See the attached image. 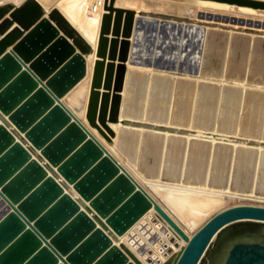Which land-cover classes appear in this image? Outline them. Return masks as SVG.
I'll list each match as a JSON object with an SVG mask.
<instances>
[{
    "label": "water",
    "instance_id": "water-1",
    "mask_svg": "<svg viewBox=\"0 0 264 264\" xmlns=\"http://www.w3.org/2000/svg\"><path fill=\"white\" fill-rule=\"evenodd\" d=\"M138 13L103 0L93 47L56 6L0 2V264H140L118 236L151 205L185 240L163 264L216 235L206 264H264V205L238 201L264 198V33ZM125 166L181 223L169 185L224 195L188 237Z\"/></svg>",
    "mask_w": 264,
    "mask_h": 264
},
{
    "label": "bare ground",
    "instance_id": "bare-ground-1",
    "mask_svg": "<svg viewBox=\"0 0 264 264\" xmlns=\"http://www.w3.org/2000/svg\"><path fill=\"white\" fill-rule=\"evenodd\" d=\"M12 1H17V0H12ZM43 1L45 4H51V2L53 1H58V0H41ZM87 1V0H85ZM83 2V5L81 6V4L79 5V9L77 11H71V9L69 8V4L67 3H62L59 2L58 4V8L59 10L65 15L66 13V18L83 34L84 37H86L87 40H89L90 42H92V46L94 47V39L96 37V32H97V25H98V18H99V14L101 12V8L98 11H93L90 12V10L88 9L89 7V3L87 4V2ZM128 0H114V5H126ZM202 1L199 5V8H197L198 10H195L197 13H195L194 16H192L190 13L189 15H170V14H165L160 12V10H155V9H147V7H140L137 8V10L135 11V16H138V12H143V13H147L146 16L150 17L148 15L150 14H157L159 16H164V18H168L165 19L167 21L170 22H175V23H179L181 25V28L183 26H200L202 28L207 27L208 24H214L215 26H227L229 28H236V29H240V30H249V33L251 35H253V31L255 32H262L264 33V16L258 14L259 9L252 7V6H248V5H239V4H232L226 1H219V0H199ZM39 2V1H38ZM89 2V1H88ZM55 5V4H54ZM68 5V7H66ZM52 6V4H51ZM130 7V6H129ZM135 8V7H134ZM261 9V8H260ZM135 10V9H134ZM174 12V11H173ZM150 13V14H149ZM179 19V20H177ZM157 20H160L157 18ZM231 30V29H230ZM180 45V43H179ZM93 56V53H91L89 55V57H85L86 60V64L88 65V68L90 67V61L91 58ZM87 69V66H86ZM90 71V70H88ZM89 76V72L87 73V71L85 70V73L82 77V79H87V77ZM197 80V79H196ZM86 87L87 84L85 86V91H86ZM73 89V87L71 88ZM70 89V90H71ZM86 96V94H85ZM66 103V102H65ZM84 103H85V97L82 99V104L80 106V108H84ZM79 108V109H80ZM84 114V111L82 113V115ZM81 115V114H80ZM119 123H117L118 125ZM166 125V124H164ZM260 140V139H259ZM148 182V181H146ZM158 184V183H156ZM172 186L173 188H175L176 190H179L180 192H178L177 194L173 195H169L168 196V200L170 205L174 206L173 208L175 210H178L179 212H181L184 216V218L188 219V220H192V225L193 223H200L203 221L204 218H201L200 214L204 211L209 210L210 208H212L213 206L216 205V200L214 197H210L207 195L202 194V191L200 192L199 190H187V189H183V186H178V188H176V185H169ZM199 187V186H198ZM196 188V189H200V190H206L204 189V185L200 186V188ZM188 188V187H187ZM190 189H194V188H190ZM209 191V190H208ZM214 193H217L215 191H211ZM224 194V193H223ZM234 196V195H232ZM241 197V196H238ZM246 197V196H244ZM248 197V196H247ZM254 198V197H253ZM258 198V197H256ZM264 199V198H261ZM239 201V200H238ZM5 201L4 199L0 196V208L2 206L5 205ZM263 205V204H262ZM162 206V205H160ZM151 207V206H150ZM149 207V208H150ZM149 208L147 210H149ZM164 209V208H163ZM146 210V211H147ZM145 211V212H146ZM155 211L154 208H151L149 210V214H151V212ZM165 211H168L167 209H165ZM145 212L138 218L140 219ZM156 212V211H155ZM168 213V212H167ZM153 215V214H152ZM147 217V216H146ZM156 217V216H155ZM173 217V216H171ZM137 219V220H138ZM175 219V217H174ZM173 219V220H174ZM136 220V221H137ZM145 220V219H144ZM143 220V221H144ZM154 220V219H153ZM163 220V219H162ZM177 219H175L176 221ZM187 220V221H188ZM202 220V221H201ZM136 221L130 225L128 227V229H126V231H124L122 234H120L118 236V240L121 236H123L130 228L131 226H133L134 224H136ZM155 221V220H154ZM157 221V220H156ZM145 222V221H144ZM150 222V220H149ZM153 221H151L152 223ZM158 222V221H157ZM154 223V222H153ZM179 223V222H177ZM190 223V224H191ZM139 224V223H138ZM141 224V223H140ZM149 224V223H148ZM157 224V223H155ZM148 226V225H147ZM168 226V225H167ZM181 226V225H180ZM186 226V225H185ZM195 226V224H194ZM163 227V226H162ZM182 227V226H181ZM184 227V226H183ZM196 227V226H195ZM156 228V227H155ZM166 228V227H165ZM160 229V227H159ZM146 230V229H145ZM153 230V229H152ZM141 231V230H140ZM159 231V230H158ZM168 231V229H167ZM166 231V232H167ZM160 232V231H159ZM158 233V232H157ZM161 233V232H160ZM186 233V231H185ZM192 233V232H191ZM191 233L187 232L188 237L191 235ZM170 234V233H169ZM172 234V233H171ZM176 234V232L174 233ZM169 236V235H168ZM179 236V235H177ZM126 237V236H125ZM154 237V236H153ZM160 237V236H159ZM128 238V237H127ZM133 238V237H132ZM175 238V237H174ZM131 239V237H130ZM170 238L168 237V240ZM172 239V238H171ZM121 240V239H120ZM119 240V241H120ZM129 240V239H128ZM157 240V239H156ZM162 240V239H161ZM122 241V240H121ZM124 241V240H123ZM134 241V240H133ZM125 242V241H124ZM156 242V241H155ZM163 242V241H162ZM117 243V242H116ZM167 243V242H166ZM170 243V242H169ZM181 246L185 244V241H180ZM126 244V243H125ZM129 244V242H128ZM136 244V243H135ZM152 244V243H151ZM127 245V244H126ZM139 245V244H138ZM143 245V244H140ZM172 245V244H171ZM180 245V244H179ZM129 246V245H127ZM132 246V245H131ZM154 246V245H152ZM178 246V245H177ZM136 247V246H134ZM158 247V246H157ZM160 247V246H159ZM176 247V246H175ZM139 248L143 249L144 246H140ZM172 248H174L172 246ZM181 248V247H180ZM180 248L178 249V247H176V249H178L176 251V253L180 250ZM131 249V248H130ZM133 249V248H132ZM131 249V250H132ZM147 249V248H146ZM175 249V248H174ZM157 250V249H156ZM133 251V250H132ZM131 251V252H132ZM153 251V250H152ZM150 253V252H149ZM148 253V254H149ZM134 254V253H133ZM136 254V253H135ZM138 254V253H137ZM144 254V253H143ZM153 254V253H152ZM159 254V253H158ZM171 255V253H169ZM175 254V253H174ZM157 255V254H156ZM168 255V256H170ZM137 256V255H136ZM140 256V255H139ZM158 256V255H157ZM146 257V256H144ZM148 257V256H147ZM162 257V256H161ZM151 258V257H150ZM139 259V258H138ZM148 259V258H147ZM156 259V258H155ZM168 259V258H167ZM140 260V259H139ZM143 260V259H142ZM141 260V262H142ZM149 260V259H148ZM161 261V260H160ZM159 261V262H160ZM164 261V260H163ZM154 262V261H153ZM162 262V261H161ZM144 263V262H143ZM146 263V262H145ZM149 263V262H148ZM164 263V262H163Z\"/></svg>",
    "mask_w": 264,
    "mask_h": 264
},
{
    "label": "rangeland",
    "instance_id": "rangeland-1",
    "mask_svg": "<svg viewBox=\"0 0 264 264\" xmlns=\"http://www.w3.org/2000/svg\"><path fill=\"white\" fill-rule=\"evenodd\" d=\"M4 1H8V0H0V2H4ZM12 1V0H11ZM19 0L15 1V2H18ZM39 1L42 5H44V7H50L51 4L53 6H58L57 3L59 2H62V3H68L70 6L69 8L71 9V11L75 12L77 11L80 7L79 5L81 4V6L83 5V2L85 0H58V1H53L51 2V4H45L43 1L41 0H37ZM89 1V2H88ZM92 0H87L85 2H87V4L89 3V6H90V2ZM137 1V3H136ZM150 1V0H148ZM154 2V5L148 3V2H140V0H128L127 1V4L126 5H119V6H132L135 11L137 10V8H140V7H147V9H157V10H160V12L162 13H167V14H170V15H189V13L194 16L196 12V10H198L197 8H199V5L200 4H203L201 3L202 1H199V0H152ZM14 2V1H13ZM47 2V0H46ZM55 4V5H54ZM232 4H235V3H232ZM56 6V7H57ZM197 6V7H196ZM68 7V5L66 6ZM137 7V8H136ZM195 7H196V10H195ZM58 8V7H57ZM59 9V8H58ZM259 9L258 11V14L260 15H263L264 16V8H257ZM174 11V12H173ZM73 12V13H74ZM64 13V12H63ZM66 15V13H65ZM139 15V13H138ZM67 16V15H66ZM158 19V17H156ZM162 19V18H161ZM179 20V19H177ZM90 70V67L88 68V65H87V73L90 72L88 71ZM72 90V89H71ZM62 100V98H61ZM66 106L72 111V113L77 117L79 118L81 121H83V111H84V108H78V109H74L72 108V106L68 105L67 103H65ZM81 114V115H80ZM119 161L124 164L123 161H121L119 159ZM125 168L130 172V174L138 181V183L160 204L162 205L157 199L156 197H154V195L150 192V190L148 189L147 185L151 186L156 183H152V182H146V181H142L140 180L127 166H125ZM176 188H178V186H176ZM183 189H187V190H199L200 192L202 191V194L204 195H207V196H210V197H218V196H221L220 194L224 195L223 193H214V192H211V191H208V190H200V189H190V188H187V187H184ZM232 196V195H231ZM239 201H242V202H249V203H254V204H260V205H264V199H261V198H253V197H244V196H241L239 197L238 199ZM5 201V200H4ZM162 208L167 209L168 208L165 206H161ZM153 208L152 205L151 207L149 208V210ZM149 210H147L145 212V214L136 221V224H134L133 226H131V228L123 235L119 238L120 242H122L130 251H132V253H134V255L139 258L138 260L140 261V264H163V262H165V260H169V258L171 259V257L174 255V253H176V251L181 247V243L180 241H185L184 239H182L180 236H177L178 234H174L175 231L174 229L162 218L160 217L155 211L151 212V214H149ZM178 211V210H177ZM168 212V213H167ZM179 212V211H178ZM166 213L170 216H173L172 219H174V215L168 210L166 211ZM181 214V216L184 218L183 214L181 212H179ZM153 214V215H152ZM147 216V217H146ZM156 216V217H155ZM180 216V217H181ZM181 217V218H182ZM145 219V220H144ZM155 221H154V220ZM163 219V220H162ZM175 219H177L175 217ZM174 219V221H175ZM185 219V218H184ZM145 222H144V221ZM150 220V222H149ZM158 222H157V221ZM186 218L184 220L183 223H181L180 221H178V219L175 221L181 228L182 230L185 232L186 231V235H187V232L191 233L193 232L199 225L200 223H193L192 225V220H188ZM151 221H153L151 223ZM202 221V220H201ZM252 223H255V221H250ZM139 223V224H138ZM141 223V224H140ZM149 223V224H148ZM157 223V224H155ZM191 223V224H190ZM195 224V226H194ZM148 225V226H147ZM168 225V226H167ZM186 225V226H185ZM163 226V227H162ZM184 226V227H183ZM156 227V228H155ZM160 227V229H159ZM166 227V228H165ZM146 229V230H145ZM153 229V230H152ZM168 229V231H167ZM141 230V231H140ZM161 232H159V231ZM167 231V232H166ZM158 232V233H157ZM170 233V234H169ZM172 233V234H171ZM169 235V236H168ZM126 236V237H125ZM154 236V237H153ZM160 236V237H159ZM188 236V235H187ZM128 237V238H127ZM131 237V239H130ZM133 237V238H132ZM168 237L170 238L168 240ZM175 237V238H174ZM172 238V239H171ZM216 238H217V235L211 240L209 246L207 247L206 251L204 252V254L202 255L200 261L198 264H206L207 261H208V251L210 249V246H211V243L212 241H216ZM133 242V244H130L129 240ZM157 239V240H156ZM162 239V240H161ZM125 242H124V241ZM134 240V241H133ZM156 241V242H155ZM163 241V242H162ZM129 242V244H128ZM167 242V243H166ZM170 242V243H169ZM129 245V246H127ZM136 243V244H135ZM152 243V244H151ZM115 244H117L115 242ZM139 244V245H138ZM140 244H143V245H140ZM172 244V245H171ZM180 244V245H179ZM132 245V246H131ZM154 245V246H152ZM178 245V246H177ZM136 246V247H134ZM140 246H144L143 249L139 248ZM158 246V247H157ZM160 246V247H159ZM172 246L175 248H172ZM178 247V249H176V247ZM132 250H131V249ZM147 248V249H146ZM157 249V250H156ZM153 250V251H152ZM176 250V251H175ZM165 251V255H162V252ZM150 252V253H149ZM136 253V254H135ZM138 253V254H137ZM144 253V254H143ZM149 253V254H148ZM153 253V254H152ZM159 253V254H158ZM171 253V255L169 254ZM158 256H157V255ZM140 255V256H139ZM170 255V256H168ZM146 256V257H144ZM148 256V257H147ZM162 256V257H161ZM151 257V258H150ZM149 260H148V259ZM158 259V261H156V259ZM168 258V259H167ZM143 259V260H142ZM142 260V262H141ZM162 262H161V261ZM164 260V261H163ZM154 261V262H153ZM160 261V262H159ZM144 262V263H143ZM146 262V263H145ZM149 262V263H148ZM168 262V261H166Z\"/></svg>",
    "mask_w": 264,
    "mask_h": 264
},
{
    "label": "built area",
    "instance_id": "built-area-1",
    "mask_svg": "<svg viewBox=\"0 0 264 264\" xmlns=\"http://www.w3.org/2000/svg\"><path fill=\"white\" fill-rule=\"evenodd\" d=\"M103 0H92L88 9L90 12L98 11L102 7Z\"/></svg>",
    "mask_w": 264,
    "mask_h": 264
}]
</instances>
